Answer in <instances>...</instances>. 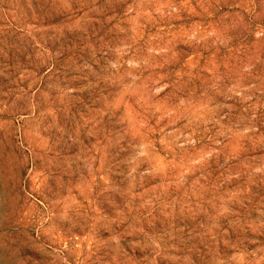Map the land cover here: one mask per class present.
I'll return each instance as SVG.
<instances>
[{
	"label": "rangeland",
	"instance_id": "374dc122",
	"mask_svg": "<svg viewBox=\"0 0 264 264\" xmlns=\"http://www.w3.org/2000/svg\"><path fill=\"white\" fill-rule=\"evenodd\" d=\"M94 8L65 28L37 0H0V39L17 45L0 56V141L11 157L0 175V244L35 237L43 223L18 264H264L254 134H220L243 132L253 112L264 134V36L255 38L247 6ZM134 54L167 85L139 104L143 93L124 88L131 77L122 83L107 65Z\"/></svg>",
	"mask_w": 264,
	"mask_h": 264
},
{
	"label": "clouds",
	"instance_id": "9594fccd",
	"mask_svg": "<svg viewBox=\"0 0 264 264\" xmlns=\"http://www.w3.org/2000/svg\"><path fill=\"white\" fill-rule=\"evenodd\" d=\"M144 3H151L152 0H143ZM182 2L186 3L187 0H182ZM203 2V0H201ZM37 3L41 5V11H44L45 7L50 6L51 10L46 13V17L49 20L55 19L57 17H61L60 23L65 28H71L74 23H79L85 20L88 16V13L94 11V3L95 0H37ZM219 3V0H217ZM247 6V10L250 16L251 27L252 24L255 25L258 31H254V36L256 39H259L261 36H264V28H261V24L264 23V0H260L259 5H257L256 0H242ZM78 6V7H77ZM257 7L260 8V11L257 12ZM87 9V11H85ZM83 11L84 15L80 16L79 12ZM215 33H209V35H214ZM17 48V45L13 42H10L7 39H0V56H3L5 60L8 59L7 53L5 49L12 50ZM123 51L127 52L130 49H124ZM151 51V49H149ZM13 56L23 55V53L13 52ZM108 71L115 70L112 74L117 76L121 82L123 83L124 77H131V81L124 84V88L126 93L131 92L133 94L137 92H142L143 94L140 96V99L137 100V103H141V101L145 100V96H158L160 92L164 90L167 85L157 86L160 84L159 78H153L151 73L155 72V66L149 63V60L143 59L141 57L132 55L129 59H123L121 56L119 59L113 63L111 60L107 61ZM127 65V67H125ZM149 73V75L145 79H141L145 73ZM133 73H137L134 75ZM139 81V83H137ZM151 85V87H149ZM214 90L219 91V88L216 84L211 86ZM260 89L257 88V85H250L249 91L251 89ZM229 92L232 89H228ZM46 94L42 93V96ZM239 95V93H237ZM245 99H252L251 96L245 97ZM183 103V102H181ZM231 107V106H229ZM256 120V115L253 112L251 120L249 121V126L244 128L243 132H233L231 128H228L227 131H222L221 135H227L231 133L234 137H239L243 139L248 132H252L254 135L247 137V139L251 142L249 145V150L251 152L256 153L255 159L249 162V168L252 175L257 173H264V134H260L256 136L255 133L258 131L252 121ZM243 122V118L241 119ZM216 123H220V121H216ZM222 129L225 127L221 125ZM219 143V141H216ZM141 147H145L141 145ZM140 156L146 155V152L141 151L139 153ZM211 155V153H210ZM11 166V157H7L5 155V147L2 141H0V175L6 170V168ZM43 230V223H41L40 228L36 230V236H28L27 240L22 237H19L16 242L10 244H0V262L3 264H18V261L21 259L22 250L27 247L28 241L39 240ZM66 247V245H65ZM158 247V245H157Z\"/></svg>",
	"mask_w": 264,
	"mask_h": 264
}]
</instances>
